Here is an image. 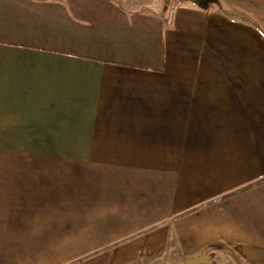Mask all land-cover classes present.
I'll use <instances>...</instances> for the list:
<instances>
[{"label": "crops", "instance_id": "obj_1", "mask_svg": "<svg viewBox=\"0 0 264 264\" xmlns=\"http://www.w3.org/2000/svg\"><path fill=\"white\" fill-rule=\"evenodd\" d=\"M220 248L264 264V0H0V264Z\"/></svg>", "mask_w": 264, "mask_h": 264}, {"label": "rangeland", "instance_id": "obj_2", "mask_svg": "<svg viewBox=\"0 0 264 264\" xmlns=\"http://www.w3.org/2000/svg\"><path fill=\"white\" fill-rule=\"evenodd\" d=\"M218 250L220 251V253L219 254L216 253L215 256L217 257H215V260H212V258L214 257L211 258V263L212 264H231L232 262H231L230 256L226 252H223L222 248ZM181 263H182L181 260L176 254H171V255L164 256L160 259H155L153 262H150L149 264H181Z\"/></svg>", "mask_w": 264, "mask_h": 264}, {"label": "water", "instance_id": "obj_3", "mask_svg": "<svg viewBox=\"0 0 264 264\" xmlns=\"http://www.w3.org/2000/svg\"><path fill=\"white\" fill-rule=\"evenodd\" d=\"M206 260H207L206 254L203 253L199 257L188 260L187 264H200L202 262H205Z\"/></svg>", "mask_w": 264, "mask_h": 264}, {"label": "trees", "instance_id": "obj_4", "mask_svg": "<svg viewBox=\"0 0 264 264\" xmlns=\"http://www.w3.org/2000/svg\"><path fill=\"white\" fill-rule=\"evenodd\" d=\"M191 1H194V2H197V3H199L201 0H191Z\"/></svg>", "mask_w": 264, "mask_h": 264}]
</instances>
